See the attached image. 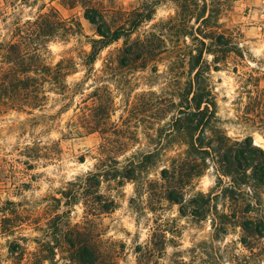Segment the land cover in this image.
<instances>
[{
    "label": "trees",
    "instance_id": "trees-1",
    "mask_svg": "<svg viewBox=\"0 0 264 264\" xmlns=\"http://www.w3.org/2000/svg\"><path fill=\"white\" fill-rule=\"evenodd\" d=\"M13 1L5 0V3L13 5ZM20 1L26 4L29 0ZM163 1L171 4L173 15L151 31L132 38L143 25L153 20L156 7ZM236 1L154 0L143 2L140 8L125 10L111 0L107 3L104 0H61L60 5L64 8H81L83 18L91 25L96 37L84 35L78 20L62 18L53 6L26 20L19 19L14 13L6 23L8 16L3 17L6 33L0 37V114L16 111L34 115L45 109L50 94L62 99L82 96V87L100 53L119 41L122 45L115 50V58L110 63L116 62L117 67L132 70H144L152 63L151 71L157 73V64L164 62L177 88L172 99L164 98L155 103L158 111L171 115L165 123L159 124L155 137H149V150L133 152L122 162L112 154L122 151L124 143L105 140L98 147L96 163L91 170L68 181L57 192V197L42 200L46 202L44 212L47 217L32 221V212L25 211V218L31 220L29 226L33 225L32 229L39 233L32 239L21 238L23 242L30 240L38 246L31 263L57 264L56 257L60 256L70 264H114L118 252L103 239L97 220L100 215L114 211L116 202L112 196L100 194L102 184L115 188L123 187L126 182L139 184L156 160L174 145L184 149L160 171L163 180H176L175 188L165 198L182 205L185 189L211 170L215 185L207 193L192 195L188 205L214 208L212 230L216 239L225 236L230 225L264 238V149L254 145L250 137L240 141L227 137L217 117L211 79V70L218 71L230 62L237 64L248 54L239 41V33L225 28L221 22ZM73 35H82L84 45L88 46L77 52L79 62L74 56L62 57L54 64L48 62L49 43L57 38L67 41ZM79 68L85 74L70 87L67 79ZM102 91L109 93L99 87L93 106L103 109L101 117L91 120L85 111L89 109L84 107L76 122L67 123L69 134L106 133L105 122L112 113V103L103 102L99 94ZM252 102L254 112H257L254 118L258 120L264 138V98L259 94ZM68 107V104L63 105L57 115ZM76 108L80 109L79 106ZM49 153L44 147H35L25 156L35 159ZM144 183L150 185L147 179ZM79 204L84 208V220L73 223L71 213ZM23 205L6 202L9 207ZM217 207L223 210L218 211ZM237 212L244 216L240 222ZM17 214L3 213L1 233L14 235L17 225L12 222ZM158 232L153 233L147 245L136 248L137 264H152L154 258L163 254L165 236L164 233L157 235ZM241 243L248 246L244 238ZM9 252L16 251L10 249ZM174 264L193 263L176 260Z\"/></svg>",
    "mask_w": 264,
    "mask_h": 264
},
{
    "label": "rangeland",
    "instance_id": "rangeland-1",
    "mask_svg": "<svg viewBox=\"0 0 264 264\" xmlns=\"http://www.w3.org/2000/svg\"><path fill=\"white\" fill-rule=\"evenodd\" d=\"M60 1L29 0L23 4L15 0L13 2L16 5L13 6L0 0V37L6 33L2 22L4 16H8L6 23L10 22L14 13L19 19L26 20L35 17L40 11H46L50 6L55 7L62 18L78 20L84 35L96 37L91 25L83 18L81 8H64ZM104 1L107 3L109 0ZM145 1L154 0H111L125 10L140 8ZM173 13L171 4L163 1L156 7L153 20L143 25L132 38L151 31ZM221 22L225 28L239 33V41L246 47L248 54L237 64L230 62L218 71L211 70L217 117L232 141L250 137L254 145L264 149V138L256 122L258 120L254 118L257 112H254L252 102L259 94L264 98V0L234 2ZM84 44L85 38L82 35H73L67 41L57 38L48 45L50 53L47 61L54 64L62 57L74 56L76 62H79L77 52L82 47L88 49ZM121 45L119 41L100 53L82 87V96L62 99L50 94L45 109L34 115L16 111L0 114V210L4 211L0 213V264H33L31 258L38 246L30 240L23 242L21 238L32 239L39 236V233L32 229L33 225L29 226L31 220L25 218V211L32 212V221L47 217L48 214L44 212L46 202L42 200L57 197V192L68 181L91 170L96 163L98 147L105 140L124 143L122 151L112 154L123 162L133 152L149 150V137H155L159 124L165 123L170 117L171 114L164 115L158 111L155 104L160 99H172L177 91L164 62L157 64V73L151 71L152 63L144 70L117 67L116 62L112 64L110 61L115 58L114 52ZM84 74L85 71L79 68L76 74L67 79V83L73 87ZM99 87L109 91L99 92L103 102L112 103V113L105 122L106 133L69 134L67 123L76 122L84 107L89 109L85 111L91 120L101 117L99 115L103 109L93 108L94 95ZM65 104L69 105L67 110L57 115ZM35 147H44L50 153L40 158H27L25 155L28 150ZM183 149L177 145L168 149L148 169V175H143L139 184L126 182L121 188L102 184L100 194L103 197L112 196L116 202L114 211L100 215L97 220L103 239L118 252L114 264H137L136 248L147 245L153 233L158 230L157 235L164 233L165 249L160 257L152 260V264H174L176 260L193 264H264V238L243 232L240 226L230 225L227 234L216 239L212 230L214 208L188 205L192 195L207 193L215 185L211 170L193 180L185 189L182 205L165 198L175 188L176 180H163L160 171L168 167L173 159H177ZM146 179L149 186L144 183ZM7 201L24 205L9 207L6 206ZM217 210L223 208L217 207ZM12 211L18 213L12 222L17 225V230L13 236H9L1 233V218L3 213L9 216L14 214ZM83 211L82 205L75 206L71 221H83ZM242 217L237 212L239 222ZM243 238L247 247L241 243ZM10 249L16 252L10 254ZM56 262L70 264L60 256L56 257Z\"/></svg>",
    "mask_w": 264,
    "mask_h": 264
}]
</instances>
